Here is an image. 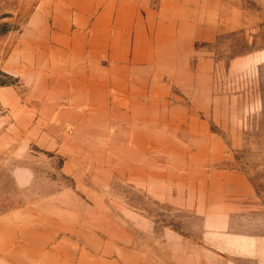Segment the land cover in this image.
<instances>
[{"label":"rangeland","instance_id":"1","mask_svg":"<svg viewBox=\"0 0 264 264\" xmlns=\"http://www.w3.org/2000/svg\"><path fill=\"white\" fill-rule=\"evenodd\" d=\"M70 1L0 0V264H50L52 248H135L168 262L178 236L211 248L216 222L178 190V143L207 150L211 138L223 153L212 167L252 189L231 231L255 238L264 261V0H221L213 37L161 45L154 62L138 46L125 87L150 85L149 101L135 89L82 124L67 122L50 40L54 7ZM236 251L237 264H254Z\"/></svg>","mask_w":264,"mask_h":264},{"label":"crops","instance_id":"2","mask_svg":"<svg viewBox=\"0 0 264 264\" xmlns=\"http://www.w3.org/2000/svg\"><path fill=\"white\" fill-rule=\"evenodd\" d=\"M70 2L54 7L50 40L54 70L64 74V113L70 118L68 123L78 124L86 123L92 111L132 99L135 89L142 94L146 92L149 101L150 85L125 87L123 73L129 64L141 60L138 46L150 45L151 62H154L160 58L161 45H192L198 39L209 40L214 35L221 7V0H86V5L78 0ZM117 46H123L120 55L115 53ZM180 115L189 117L178 104ZM211 139L210 148L192 152L180 148L178 143V190L186 192L185 205L200 208L202 211L198 212L207 222H216L209 225L203 239L211 248L197 245L193 248L190 241L178 236V248H168L169 263L156 257L146 260L135 248H78V251L52 248L48 262L237 264L239 254L233 250H242L245 260L264 264L263 250L257 251L256 239L236 235L230 226V221L248 206L251 186L240 172L212 167L211 164L223 159V153L219 143ZM247 248L254 250L252 253L248 250L250 254H247Z\"/></svg>","mask_w":264,"mask_h":264}]
</instances>
